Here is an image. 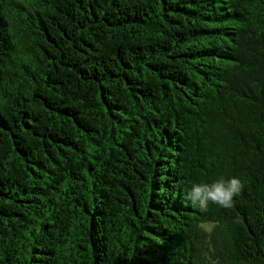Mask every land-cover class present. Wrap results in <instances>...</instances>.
Segmentation results:
<instances>
[{
    "label": "trees",
    "instance_id": "16d2710c",
    "mask_svg": "<svg viewBox=\"0 0 264 264\" xmlns=\"http://www.w3.org/2000/svg\"><path fill=\"white\" fill-rule=\"evenodd\" d=\"M0 264H264V0H0Z\"/></svg>",
    "mask_w": 264,
    "mask_h": 264
},
{
    "label": "clouds",
    "instance_id": "9594fccd",
    "mask_svg": "<svg viewBox=\"0 0 264 264\" xmlns=\"http://www.w3.org/2000/svg\"><path fill=\"white\" fill-rule=\"evenodd\" d=\"M243 186L240 178L233 177L225 180L221 177L211 184L193 185L187 199L201 210H206L209 202L230 209L235 204L234 197L241 193Z\"/></svg>",
    "mask_w": 264,
    "mask_h": 264
}]
</instances>
